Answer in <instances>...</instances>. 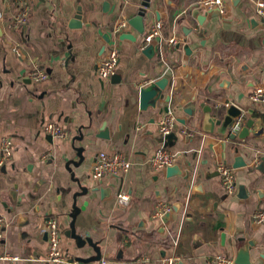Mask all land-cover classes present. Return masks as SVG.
Masks as SVG:
<instances>
[{
	"label": "crops",
	"instance_id": "1",
	"mask_svg": "<svg viewBox=\"0 0 264 264\" xmlns=\"http://www.w3.org/2000/svg\"><path fill=\"white\" fill-rule=\"evenodd\" d=\"M147 1L139 34L130 22ZM201 1L0 0V143L8 137L13 144L12 159L0 169V264L10 256L20 259L12 264H48L50 220L67 257L96 255L67 235L72 223L98 245L102 259L88 264H163L169 257L212 264L216 255L236 263L241 248L250 264H264V103L252 99L264 88V19L256 0H223L225 14L201 9ZM25 7L30 22L14 29L16 11ZM76 15L82 24L72 28ZM124 21L136 41L115 32ZM158 22L161 36L145 43ZM150 45L153 53L145 54ZM113 47L120 53L116 73L101 79L98 65ZM36 69L47 79H33ZM162 78L170 81L163 98L141 110L140 90ZM232 106L242 114L227 126ZM169 113L175 137L165 142L159 123ZM208 113L213 132L206 130ZM50 122L69 138L46 134ZM246 127L248 136L239 138ZM161 148L180 174L152 168ZM101 152L124 155L130 171L95 179ZM236 157L246 165L234 168ZM222 163L234 169L235 192L222 185ZM120 192L128 204L118 203ZM163 205L173 208L167 222L156 215Z\"/></svg>",
	"mask_w": 264,
	"mask_h": 264
},
{
	"label": "built area",
	"instance_id": "2",
	"mask_svg": "<svg viewBox=\"0 0 264 264\" xmlns=\"http://www.w3.org/2000/svg\"><path fill=\"white\" fill-rule=\"evenodd\" d=\"M25 0H16L18 3H23ZM201 9L207 11H217L221 14H225V3L223 0H202L200 3ZM256 10L257 14L261 19H264V0H256ZM30 22V14L27 7L17 9L16 14L13 18V28L22 29L27 26ZM128 21L119 23L115 27L116 33H124L128 29ZM162 23L158 22L150 31L145 34L144 41L147 44L153 42L154 39L161 36ZM170 44H176V39L172 38L169 40ZM16 52L20 53L19 48L15 49ZM120 53L117 48H111L108 50V54L105 59L100 61L97 74L101 79H110L115 73L117 66L119 64ZM32 78L36 81L47 79V75L39 69L32 72ZM253 101L257 103H264V88L258 87L254 90L252 94ZM176 124V119L173 113H169L159 123V131L163 137L172 133L174 126ZM240 128V124H236L233 127V133L237 132ZM46 134L54 137L56 139H68L69 134L57 123L50 122L44 126ZM188 136H194L190 132L182 131ZM13 156V144L10 138L4 137L1 139L0 143V169L10 160ZM175 162V157L166 149H159L151 159V166L153 169L162 170L170 166H173ZM132 167V163L124 155L120 153L107 154L105 152L99 153L92 166V177L95 179H102L107 176H123L126 175ZM218 172L221 177L222 185L229 191L235 192L236 189V176L234 169L226 164H219ZM117 201L120 204H128L130 197L126 192H120L117 196ZM173 208L169 205H163L159 207L156 215L164 216L166 214L172 213ZM261 220H264V214L260 216ZM4 218L0 216V240L3 237L1 228L4 226ZM47 234L49 239V252L44 261L48 264H67L68 257L65 255L61 249V236L58 228V224L55 220H50L47 225ZM7 261V264H12L20 259L17 256H10L3 258ZM177 259L174 257H169L163 261V264H176ZM105 264V263H102ZM212 264H236L233 259L227 255H216L212 259Z\"/></svg>",
	"mask_w": 264,
	"mask_h": 264
},
{
	"label": "water",
	"instance_id": "3",
	"mask_svg": "<svg viewBox=\"0 0 264 264\" xmlns=\"http://www.w3.org/2000/svg\"><path fill=\"white\" fill-rule=\"evenodd\" d=\"M144 8H142L139 11L138 16H136L134 18V21L130 22L132 25L135 26V28L137 29L139 34H143L145 32V17L147 14V10L150 7V3L147 1L145 3H143ZM81 17L79 15H76L75 19L72 21V23L70 24V26L72 28H77L79 26H81L82 23H80ZM121 39H129L132 41H136V37L135 35H132L131 33H121L120 35ZM107 41L110 43V37L107 38ZM154 51V46L150 45L146 48V50H144L145 54H152ZM117 76H114V79ZM170 83L168 78H162L160 80H157L155 82H152L149 86L144 87L140 90V109L141 110H148L150 107L156 108L157 106V102L160 98H163V93L162 91H164L167 87V85ZM167 101H170V98H167ZM167 108H165V111L167 112ZM164 112V111H162ZM191 111H189L190 113ZM192 114V113H191ZM241 110L237 109L236 107L232 106L228 109V117L225 118L224 124L227 126H231L235 123L234 118L235 119H239L241 117ZM206 119V123L210 125V127H207L206 130L213 132L214 130V123L212 120V116L210 113H208L205 117ZM220 124V123H218ZM248 127L244 128L241 133L239 134V138H246L248 136ZM105 135H102V137H104ZM175 137L174 133H171L165 137H163V141L167 142L168 139H171ZM232 138H236L235 135H232ZM166 145V144H165ZM246 164L244 163L243 159L241 157H236V162L234 163V168H240V167H244ZM264 166V163H263ZM181 171L179 169L178 166L174 165V166H170L168 168H166V174L168 177L171 176H175L180 174ZM87 190L83 189V193H77L75 196H79L82 194H86ZM74 211L73 213H75V215L78 213L79 209L76 208V206L74 205ZM73 215L72 217L74 218ZM170 218V214L165 215L164 217V221L167 222V220ZM67 235H69L70 237L74 238L75 241L77 242L76 245L78 247V249H84L87 245L89 247H92V249H94L96 255L93 257H68V262L67 264H88L94 261H100L102 259V253L100 248L98 247V245L96 243H94L91 239H84L81 235H78L76 233V226L75 223H72L71 226V230L69 233H67ZM241 259H239L240 261H237L236 263H242V264H250L249 258H248V253L246 248H241Z\"/></svg>",
	"mask_w": 264,
	"mask_h": 264
}]
</instances>
